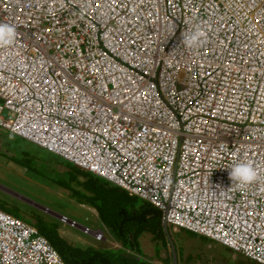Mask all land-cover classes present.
I'll list each match as a JSON object with an SVG mask.
<instances>
[{
	"label": "built area",
	"instance_id": "2783aa9c",
	"mask_svg": "<svg viewBox=\"0 0 264 264\" xmlns=\"http://www.w3.org/2000/svg\"><path fill=\"white\" fill-rule=\"evenodd\" d=\"M0 22V129L264 264V0H0ZM0 264L66 263L0 209Z\"/></svg>",
	"mask_w": 264,
	"mask_h": 264
},
{
	"label": "rangeland",
	"instance_id": "374dc122",
	"mask_svg": "<svg viewBox=\"0 0 264 264\" xmlns=\"http://www.w3.org/2000/svg\"><path fill=\"white\" fill-rule=\"evenodd\" d=\"M65 165L74 166L72 163L64 161L34 144L11 135L2 128L0 129V198L5 199L8 204L17 206L24 216L30 214L41 217L51 224H56L59 234L71 244L80 246L97 245L99 242L95 241L90 235L85 234L79 227L63 222L59 218V215H64L92 230L99 229L103 234L107 232V227L96 215L97 210L95 207L76 200L72 197L70 189L47 181L46 176L49 178L57 177V168L59 171L64 170ZM137 200L140 201V199ZM21 217L23 216L21 215ZM164 230H169L172 238L177 232L169 224ZM179 230H182L181 233L187 232L184 229ZM106 235L109 239H112L110 237L112 235L108 233ZM141 239L142 242L146 243L150 254L154 252V245H158L156 251H159V255L152 256L154 261L160 262L164 256L170 261L168 248L160 244L161 241L155 234L152 232L143 233ZM112 242L114 241L108 243L103 241L99 247H112ZM169 246L170 242L168 243ZM220 248L215 245L214 249L210 250L213 255L204 253L203 250L205 249L202 247L199 248V252L195 248L196 252L191 257L190 264H251L249 262H253L238 253H236L238 257L232 255V252L224 247L222 251ZM225 251L227 254H225ZM167 260L166 264H168Z\"/></svg>",
	"mask_w": 264,
	"mask_h": 264
},
{
	"label": "trees",
	"instance_id": "16d2710c",
	"mask_svg": "<svg viewBox=\"0 0 264 264\" xmlns=\"http://www.w3.org/2000/svg\"><path fill=\"white\" fill-rule=\"evenodd\" d=\"M64 167L61 171L56 167L57 177L49 178L45 175L47 181L70 189L72 197L76 200L95 207L99 219L112 236L121 242V247L95 248L90 245H74L59 234L56 224L30 214L25 217L17 206L8 204L3 198H0V209L34 225L66 264H154L141 257L138 238L142 233L149 231L161 241L160 244L168 248L169 230L167 234L162 226L160 212L146 201H138V197L130 196L125 190L106 181L101 182L98 176L83 172L75 165ZM169 251L171 252L170 246ZM170 260L172 263V254Z\"/></svg>",
	"mask_w": 264,
	"mask_h": 264
},
{
	"label": "crops",
	"instance_id": "0c3cea01",
	"mask_svg": "<svg viewBox=\"0 0 264 264\" xmlns=\"http://www.w3.org/2000/svg\"><path fill=\"white\" fill-rule=\"evenodd\" d=\"M80 170H82V169H80ZM82 171L85 172V170H82ZM88 174H90V173H88ZM98 178L100 179L101 182H105V181L108 182L104 178H101V177H98ZM108 183H110V182H108ZM111 184L112 183H110V185ZM112 185H114V184H112ZM114 186H116L117 188H120L117 185H114ZM120 189H122V188H120ZM138 199H140V198H138ZM140 201H143V200L140 199ZM96 215L98 216V214H96ZM162 226H163V222H162ZM75 227H79L85 234L90 235L95 241L99 242L97 245H93V244L90 245L89 244L92 247H95V248H119V247H121V242L119 240L114 239L112 236H110L112 239H109V237H107L106 233H108L109 235H112V234L110 233V231L106 227L105 228H106L107 232H105V234H103V232L99 229L92 230V229L88 228L87 226H82V225L78 224L77 222H76ZM85 228L87 229V231H85ZM174 230L177 232L176 233L174 232L175 236H173V238L171 237V235L168 234V231L167 232L165 231V232L168 234V242H170V247H171V244H173L174 249H176L174 251L176 253V259L178 260L177 264H190L191 263V257L196 252L194 250L195 248H197V251L199 252V248L202 247L205 249V250H203V252L206 254H210V255H213L210 253V250H213L215 245H218L219 247H221L220 248L221 251H222V249L225 248V246H223V245H221V244H219V243H217L211 239L203 237L201 235L194 234V233H191L189 231L181 233L180 231H182V230H179V229H174ZM147 232H149V231H147ZM97 234L101 235L100 239L96 238ZM144 234H146V232H144ZM141 235L138 238L139 247H140V251L142 254L141 257L148 259L149 261H151L154 264H166L165 262L167 259L165 258V256L163 257V259L160 262L154 261L152 259L153 257L159 255V251H156L158 249L157 248L158 245H154V252H153V254H150L149 253L150 250L147 249L146 243L142 242ZM103 241H106L107 243L111 242V241H114V242H112V247H99L102 244L101 242H103ZM162 246L165 247L164 245H162ZM168 251H169V247H168ZM228 251H229V249H228ZM230 251L232 252V255H236V256L238 255L235 252H233L232 250H230ZM171 254H172V249H171V252L169 251L168 257L171 256ZM225 254H227L226 251H225ZM161 257H162V255H161ZM167 261H168V264H172L171 260L170 261L167 260ZM172 261H173V257H172Z\"/></svg>",
	"mask_w": 264,
	"mask_h": 264
},
{
	"label": "clouds",
	"instance_id": "9594fccd",
	"mask_svg": "<svg viewBox=\"0 0 264 264\" xmlns=\"http://www.w3.org/2000/svg\"><path fill=\"white\" fill-rule=\"evenodd\" d=\"M15 36V26L0 22V47L11 45ZM203 36L204 34L200 30L196 29L191 33L184 34L182 36V43L187 48H197L203 44ZM256 176V170L249 162L236 164L231 167L229 171V178L232 182H236L241 185L252 183L256 179Z\"/></svg>",
	"mask_w": 264,
	"mask_h": 264
},
{
	"label": "water",
	"instance_id": "95a60500",
	"mask_svg": "<svg viewBox=\"0 0 264 264\" xmlns=\"http://www.w3.org/2000/svg\"><path fill=\"white\" fill-rule=\"evenodd\" d=\"M59 218H61V215H59ZM166 227H167V223L166 222H163V228L166 229ZM171 249H172V254H173L172 255V257H173L172 264H177L176 253L174 251V245L173 244H171Z\"/></svg>",
	"mask_w": 264,
	"mask_h": 264
}]
</instances>
